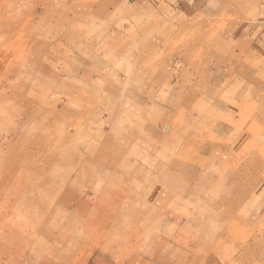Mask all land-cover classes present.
<instances>
[{"label": "rangeland", "instance_id": "rangeland-1", "mask_svg": "<svg viewBox=\"0 0 264 264\" xmlns=\"http://www.w3.org/2000/svg\"><path fill=\"white\" fill-rule=\"evenodd\" d=\"M168 1L1 4L0 51L12 36L18 73L0 83V264H264V197L253 188L264 180V82L232 89L231 79L246 80L237 66L250 63L263 77L264 60L237 42L236 22L253 10L225 0V9L192 11L190 31L158 36ZM176 64L204 83L231 79L224 103L233 93L240 110L256 102L255 117L239 120L250 131L237 156L232 143L200 134L198 96L214 98L213 89L153 102L171 95L157 90ZM65 178L70 189L54 207L47 186Z\"/></svg>", "mask_w": 264, "mask_h": 264}, {"label": "crops", "instance_id": "crops-1", "mask_svg": "<svg viewBox=\"0 0 264 264\" xmlns=\"http://www.w3.org/2000/svg\"><path fill=\"white\" fill-rule=\"evenodd\" d=\"M245 1V2H244ZM236 0L235 3L237 6H235V3L230 4L229 7L231 8H243L246 6L248 9H252V13H247V16H244V20H238L236 23L240 26L237 30V42H241L244 44L241 50L244 52H247L246 56H254L257 58H261L264 60V0ZM225 0H170L167 4L158 6V9H166L169 11V15L172 14L171 18H165L160 17L159 20H157L158 26L160 24H166L163 27L162 34H158V36H175L176 28L182 27V30L184 32L190 31L191 28L187 27V22L195 15L192 11L198 10L207 12L209 9H223L225 7ZM225 9V8H224ZM175 17H177V20H175ZM166 19V20H164ZM169 19V20H167ZM200 21H204L203 18H200ZM204 23H208L207 19H205ZM232 56H239L238 53H232ZM238 59V57H237ZM236 59V60H237ZM251 64V63H250ZM250 64H246V68L241 67V70H239V66H237V73L239 75H242L246 80L237 77L234 78L232 76V89H234V86H237L238 84H235V81L241 82L246 86V88L251 89V82H264V71L263 77L261 79L257 78L258 71L256 68L251 66ZM181 66L179 64H176V68L173 69V72L171 73V79L168 82H165L163 88H159L157 92H160L161 95L166 93V91H170L171 95L169 97L162 98V101H153L159 106H165L168 107V103L174 102L175 98V91H179L180 89L184 90L185 92L191 91L193 87H196L198 85L201 89L206 90L208 88L214 90L215 97L212 98L211 95L207 96V94H202L198 96V100H200L199 108L203 110V118L201 119V122L198 123L199 126H201V135L203 136V140L205 141H212V139L215 137L217 140H221L222 144H230L232 143V147H234V153L235 156L238 154V150L240 148V142L243 143V138H248L249 135V129L246 126L249 121H251L255 116V112H252V109L250 106L255 105L256 102H250L248 103V107L244 110H240L238 108L239 106V100L235 99L238 94L233 93L234 99L231 103H228L225 101L223 102V99L220 98L222 93L225 92V88L230 85L231 79L228 81H225L224 83L219 82L222 80L220 76H216V78L220 77L219 81H208L205 82L202 80H197V77H195V73L190 72V68L183 67L180 69ZM183 72V73H182ZM182 73V75H181ZM220 74V71L218 72ZM237 76V75H236ZM176 77V78H175ZM174 79L176 81H174ZM235 79V80H234ZM253 87V85H252ZM256 86H254L255 88ZM260 87V85H258ZM264 87V85H263ZM171 88V90L169 89ZM257 88V87H256ZM79 94V93H78ZM174 94V95H173ZM205 95V97H203ZM186 96V94H185ZM152 102V101H151ZM149 103V105L151 104ZM129 104V102L127 103ZM226 104V106L224 105ZM264 104V102H263ZM131 104L126 105V114L130 113L134 116V108L130 106ZM138 104H135L134 106H137ZM203 105L205 107H203ZM250 105V106H249ZM184 107V105H182ZM228 106V107H227ZM264 106V105H263ZM163 107V114H167L169 111L168 108ZM157 109V108H156ZM154 110V108L152 109ZM242 113V114H241ZM245 115H244V114ZM170 114V113H169ZM174 114V112H172ZM187 115H189V111L187 112ZM166 116V115H165ZM253 117V118H251ZM159 117H157L158 119ZM167 118V117H166ZM159 119H164L162 116ZM264 120V116L262 117ZM243 124L247 122V124L244 127H239L240 122ZM168 121V120H167ZM169 122V121H168ZM202 122H205L204 124ZM207 122H210V130L206 133L203 132V125H207ZM185 126L188 127L187 124ZM186 127V128H187ZM207 127V126H206ZM247 128V129H246ZM152 135V134H151ZM182 135V134H181ZM193 135V134H191ZM206 135V136H204ZM208 138V139H207ZM203 142V141H202ZM204 143V142H203ZM242 146V145H241ZM245 152H248L249 147H245L244 145L241 147ZM254 149V148H253ZM258 151V150H257ZM237 153V154H236ZM260 160V159H259ZM257 159V166H259L260 161H262V165H264V159L262 158L260 161ZM219 165V164H216ZM255 168V167H253ZM262 187V196L264 197V180L262 182H256L253 185V188L255 189V186ZM252 185H249V188H251ZM257 187V188H258ZM252 188V189H253Z\"/></svg>", "mask_w": 264, "mask_h": 264}, {"label": "bare ground", "instance_id": "bare-ground-1", "mask_svg": "<svg viewBox=\"0 0 264 264\" xmlns=\"http://www.w3.org/2000/svg\"><path fill=\"white\" fill-rule=\"evenodd\" d=\"M2 3H5V0H0V8L2 7ZM10 3V2H9ZM2 4V5H1ZM4 6V5H3ZM3 35V34H2ZM7 35V34H6ZM9 35V34H8ZM4 36V35H3ZM11 37L12 36H6L5 37V41H4V43L6 44L7 43V41H8V44H6L5 45V47H7V49H6V51L5 52H2V51H0V83H1V81H2V79H7L8 81H9V78H10V76L12 77V75H13V72H15V73H18V72H16V70L13 68V64L14 63H16L17 62V59L15 58V49H16V43L15 44H11V42H10V40H11ZM14 37V36H13ZM16 38H17V36H16ZM33 39V38H32ZM31 41V40H30ZM29 41V42H30ZM34 42V41H33ZM18 43V42H17ZM28 46V45H27ZM34 48V47H33ZM32 48V49H33ZM14 52V55L13 54H11L12 53V51ZM26 51V50H25ZM31 51V50H30ZM27 54V53H26ZM23 55V54H22ZM23 57V56H22ZM21 60V59H20ZM42 62V61H41ZM21 63V62H20ZM19 63V64H20ZM21 65V64H20ZM19 65V66H20ZM28 65V64H27ZM8 67H10V70H8V69H6V68H8ZM30 68V67H29ZM27 69H28V67H27ZM36 69V68H35ZM37 70H38V68H37ZM21 73V72H20ZM29 73V72H28ZM31 73V72H30ZM37 73V72H36ZM40 73V72H39ZM42 73V72H41ZM40 77V76H39ZM12 79V78H11ZM14 79V78H13ZM36 79V78H35ZM51 79V78H50ZM8 88L9 89H11V90H13L14 88H13V86H12V84L11 83H8ZM19 99H20V101L24 104V105H26L25 106V108H31V106H32V104L31 103H29V102H27L24 98H22V96H19L18 97ZM39 107V106H38ZM36 108V107H35ZM41 110V109H40ZM32 111V110H31ZM18 113V117H19V120H21V121H23L24 120V117H23V111H20V110H15V113ZM34 112V111H33ZM32 112V113H33ZM39 113V112H38ZM36 114H37V111H36ZM35 114V115H36ZM26 115V114H25ZM38 115V114H37ZM27 116V115H26ZM166 128V127H165ZM191 140V139H190ZM191 142V141H190ZM191 147V146H190ZM71 163H72V161H71ZM75 176V175H74ZM60 178L61 179H63L64 180V178L62 177V175L60 174ZM69 179V178H68ZM68 179H66L65 178V180H67L64 184L62 183L63 181H59V182H53V183H50L47 187V189H49L55 196L53 197V206L54 207H56V205H57V202H55V200H56V198L59 196V195H61V194H65V193H67L68 191H69V185H70V183L68 184V182H69V180ZM52 185H54L53 187H52ZM43 195V194H42ZM42 195H40L39 196V198H38V200H39V203H40V205L38 206V207H44V206H46V205H48V207H49V204H47L46 202H48V201H46L45 203H44V198L42 197ZM61 197V196H60ZM47 200V199H46ZM51 200V199H50ZM51 202V201H50ZM50 202H48V203H50ZM49 210H50V207H49ZM252 250V249H251Z\"/></svg>", "mask_w": 264, "mask_h": 264}]
</instances>
